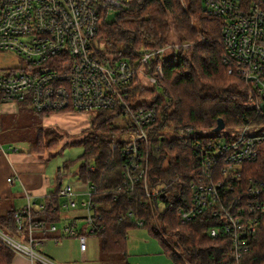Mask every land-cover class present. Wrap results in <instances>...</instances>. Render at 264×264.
<instances>
[{"label": "built area", "instance_id": "1", "mask_svg": "<svg viewBox=\"0 0 264 264\" xmlns=\"http://www.w3.org/2000/svg\"><path fill=\"white\" fill-rule=\"evenodd\" d=\"M130 1L0 0V55L17 58L16 64L0 66V103L17 102L44 115L104 110L123 113L132 130L130 138L121 140L125 143L120 153L125 161L124 185L128 191H134L142 183L147 197L152 199L165 189L152 190L148 181L151 157L148 148L154 143L157 113L149 106L150 99L132 92L136 88L159 86L165 78L164 62L169 53L187 51L190 45L175 42L157 49L143 48L133 57L103 53L97 42L102 19L112 11L121 12ZM181 2L185 4V0ZM203 3L205 12L223 23L221 33L228 73L244 79L250 99L256 101L254 106L260 111L259 105L264 102V0H203ZM252 129L259 128L246 126L233 134H222V140L217 143L195 144L199 150L200 174L193 178L189 207L179 211L182 224L207 213L211 219L217 218L222 231L213 228L210 236L226 235L236 260L249 249L260 214L264 213V203L258 198L260 190L250 186L242 195H231L240 186L239 170L246 162L257 159V147L264 141V133L251 135ZM179 134L187 140L208 133L187 128ZM155 149L159 151V147ZM217 166L219 176L215 174ZM84 186L81 192L88 200H83L81 205L88 212L87 231L93 235L92 208L96 204L90 196L95 188ZM78 194L79 189L73 183L61 187L60 197L66 199L62 212L78 205L75 199ZM15 221L20 231L27 225L25 240L0 230V242L34 264H53L36 252L40 242L35 232L43 230V224L35 222L28 210L17 212ZM56 226L51 224L48 231L58 232ZM63 232L78 238L81 251H87L85 234L71 224L65 225Z\"/></svg>", "mask_w": 264, "mask_h": 264}, {"label": "trees", "instance_id": "2", "mask_svg": "<svg viewBox=\"0 0 264 264\" xmlns=\"http://www.w3.org/2000/svg\"><path fill=\"white\" fill-rule=\"evenodd\" d=\"M222 24L205 12L203 0H185V4L181 0H131L113 22L102 19L97 42L106 54L133 57L143 48L164 47L171 43L168 39L173 30L178 41L190 47L187 51L169 53L164 62L165 78L159 86L136 88L132 92L150 99L149 106L157 113L153 125L154 143L148 148L151 189L165 187L157 198H148L142 183L136 185L134 191H128L124 185L125 161L120 153L125 143L107 138L132 132L127 120L126 127L113 124L115 119L124 118L123 113L97 112L91 121L90 134L71 143L85 148L76 177L95 188L90 196L96 204L92 208V225L93 235L100 239V253L120 255L125 264H130L126 237L129 229L141 227L148 229L168 250L174 264H264V213L260 214L249 249L239 260L232 256L226 235L210 236L213 228L222 231L217 218L212 220L207 213L189 224L179 220V211L189 207L191 202L193 178L200 174L199 150L195 144L221 141L222 136L214 134L219 120L224 122L227 132L246 126H264V117L254 106L256 101L250 99L249 86L237 74L228 73ZM49 115L38 114L40 118ZM166 127H172L175 134L187 128L208 134L187 140L177 136L169 138L164 131ZM52 142L45 145L39 138L30 151L41 156L47 147L53 146ZM155 147H159L158 152ZM257 148V159L243 164L239 170L240 186L235 187L231 195H242L251 186L260 190L258 198L264 203V141ZM74 163L67 160L57 169V189L50 193L41 211L33 214L34 221L42 223L44 228L62 221L59 185ZM218 173L217 166L215 174L219 176ZM15 214L16 211H10L0 217V230L25 240L27 225L23 231L18 230ZM13 254L0 242V264L9 263Z\"/></svg>", "mask_w": 264, "mask_h": 264}, {"label": "rangeland", "instance_id": "3", "mask_svg": "<svg viewBox=\"0 0 264 264\" xmlns=\"http://www.w3.org/2000/svg\"><path fill=\"white\" fill-rule=\"evenodd\" d=\"M119 10L110 12L107 17V22H113ZM170 42H179L174 30L171 32L169 39ZM13 57V58H12ZM17 58L12 55H0V66L5 67L7 64H16ZM160 93V92H159ZM97 112L90 114L78 112H66L68 114V125L62 128L66 121L65 119H53L47 121V116L40 118L37 113L30 111L28 108L23 107L22 104L17 102L0 103V136L5 139L13 141L19 146L20 150H31V147L37 143L40 138L41 141L48 145V142L53 141V146L47 147L40 158L44 159L47 165L48 175L52 178L56 177V171L62 167L65 161H75L74 165L70 167L68 174L63 178V186L67 185L69 180L76 179V173L83 160H80L85 153L83 145L73 144L74 141L80 140L85 135L90 134L92 127V118ZM116 127H126V119L123 117L117 118L113 123ZM255 128L254 126H252ZM168 137L177 136L171 128L166 127L164 130ZM233 134L234 131H228ZM227 131L214 132L215 135H222L228 133ZM251 135L264 133V126L259 129H252L249 132ZM131 134L122 133L115 135H108L107 138L115 141L130 138ZM82 197H75L78 205L74 209L68 211V216L74 214H84L86 209L81 205L82 200L87 201L88 196L81 195ZM61 202L66 201L61 198ZM65 224L60 223L56 226L58 228L57 239L41 240L36 248V252L41 256L48 259L53 264H62L61 261L72 262L74 264H125V260L120 255H109L100 253V239L96 236H88V255L91 262H83L82 252L80 250V242L76 237L63 234V227ZM127 246L129 258L127 261L130 264H174L171 257L168 255V250L164 248L159 240L149 233L146 228H132L128 231ZM96 240L98 243H96ZM98 244V245H97ZM59 246V247H57ZM61 246V247H60ZM60 255L61 258L52 261L49 257L51 255Z\"/></svg>", "mask_w": 264, "mask_h": 264}, {"label": "crops", "instance_id": "4", "mask_svg": "<svg viewBox=\"0 0 264 264\" xmlns=\"http://www.w3.org/2000/svg\"><path fill=\"white\" fill-rule=\"evenodd\" d=\"M53 119H65L66 121H64L65 123L62 125V128H65L68 125V114L55 113L47 116V121ZM9 179H12V181L10 182ZM68 183H73L76 188L79 189V194L75 196L76 198L84 195L81 191L86 185L84 186V183L81 180L76 177L74 180H69L67 184ZM59 186L62 187L63 184ZM57 187L58 185L55 178L48 175L47 165L44 159L31 151L20 150L15 142L5 139L2 135L0 136V217L6 216L10 211H16L17 213L22 210H28L34 220L33 214L41 211L45 200L52 191L57 189ZM62 201L64 200L62 199L61 202ZM65 203L66 201L62 204L60 203L59 215L62 217L60 223L65 225L71 224L79 233L85 234L87 237L94 236L90 235L87 231L85 218L88 215V212L86 211L84 214L68 216V211L63 210L62 212L61 208ZM53 224L58 225L59 223ZM48 229L49 227L35 232V236L41 245V240L57 239L61 237L60 234H56L57 232H50ZM62 233L65 234L63 231ZM96 243H98L97 240ZM88 252L87 238V251L81 253L83 262L85 263L91 262ZM11 257V261L5 264H34L28 259V257L22 256V254L14 253ZM49 258L52 261L57 262L56 260L61 258V256L55 254L51 255ZM61 262L62 264H74L70 261Z\"/></svg>", "mask_w": 264, "mask_h": 264}, {"label": "water", "instance_id": "5", "mask_svg": "<svg viewBox=\"0 0 264 264\" xmlns=\"http://www.w3.org/2000/svg\"><path fill=\"white\" fill-rule=\"evenodd\" d=\"M259 106H260V111L262 112V115L264 117V102H261ZM225 127L226 126H225L224 122L222 120H219L217 127L214 129V132L223 131L225 129Z\"/></svg>", "mask_w": 264, "mask_h": 264}]
</instances>
